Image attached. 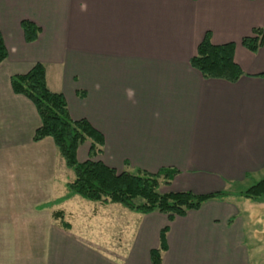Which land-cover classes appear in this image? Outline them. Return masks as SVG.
<instances>
[{"label": "crops", "instance_id": "1", "mask_svg": "<svg viewBox=\"0 0 264 264\" xmlns=\"http://www.w3.org/2000/svg\"><path fill=\"white\" fill-rule=\"evenodd\" d=\"M23 19L40 28L32 42ZM254 28L264 30V0H0V264H152L165 227L160 264H249L231 193L264 178V43L254 52L241 44ZM207 31L214 44L234 43L235 82L190 65ZM37 62L69 116L102 134L104 164L173 169L166 190L229 194L172 219L130 212L128 251L116 261L63 227L53 213L64 220L70 169L50 137L32 140L37 112L10 87ZM88 146L77 148L79 162Z\"/></svg>", "mask_w": 264, "mask_h": 264}, {"label": "trees", "instance_id": "2", "mask_svg": "<svg viewBox=\"0 0 264 264\" xmlns=\"http://www.w3.org/2000/svg\"><path fill=\"white\" fill-rule=\"evenodd\" d=\"M20 24L25 41H34L40 31L39 26L27 19L21 20ZM263 43L264 30L260 28H254L251 35L241 38V44L251 52L256 51ZM233 54V42L214 44L207 31L197 44L196 53L189 63L205 79L235 82L243 75V71L235 62ZM6 57L7 48L0 34V62ZM10 87L14 93L25 96L37 112L40 123L33 132L32 140L36 142L50 137L65 166L73 172V180L66 184V194L60 197L59 201L78 195L103 204L118 203L138 214L163 213L172 219L173 216H183L189 210L198 209L207 200L221 199L229 194L226 191L160 192V183L170 184L176 170L160 169L156 173L145 170L117 172L113 167L104 164L97 158L102 151V134L87 119H73L69 116L63 94L53 92L46 86L45 69L41 63L33 64L25 73L12 75ZM84 142L89 143L87 158L79 162L76 152ZM240 195L263 201L264 178L256 181ZM53 216L60 219L63 227L69 228L70 225L63 220L61 210L55 211ZM166 231V227L161 230L160 246L149 253L152 264L161 263L162 251L165 248L162 241Z\"/></svg>", "mask_w": 264, "mask_h": 264}, {"label": "rangeland", "instance_id": "3", "mask_svg": "<svg viewBox=\"0 0 264 264\" xmlns=\"http://www.w3.org/2000/svg\"><path fill=\"white\" fill-rule=\"evenodd\" d=\"M68 180L73 178L67 170ZM164 183L159 191L166 192ZM247 187L234 185L235 201L245 220L246 245L249 250V264H264V201L258 202L240 195ZM236 192V193H235ZM60 208V207H59ZM65 223H70L76 232L96 249L115 259L128 251L129 235L134 227L130 210L118 203H106L86 200L78 195L68 198L61 206ZM74 230V229H73Z\"/></svg>", "mask_w": 264, "mask_h": 264}]
</instances>
